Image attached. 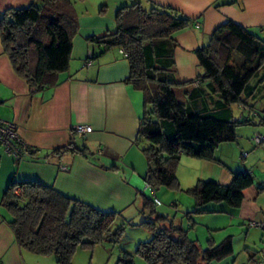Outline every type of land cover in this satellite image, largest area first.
<instances>
[{
    "label": "trees",
    "instance_id": "16d2710c",
    "mask_svg": "<svg viewBox=\"0 0 264 264\" xmlns=\"http://www.w3.org/2000/svg\"><path fill=\"white\" fill-rule=\"evenodd\" d=\"M39 1L40 5L8 9L0 18L3 54L34 93L57 87L59 77L69 71L78 31L77 21L64 12L69 0ZM115 25L114 32L87 39L95 47L84 62L87 67L112 48L126 54L123 58L129 76L125 82L141 93L143 102L135 143L144 140L147 144L141 149L147 162L144 182L153 190L178 187L176 169L182 155L222 166L214 158L218 146L235 143L238 126L257 124L250 117L233 118L232 106L254 112L256 102L264 99V40L226 22L207 45L195 51L196 78L181 82L173 57L177 47L174 37L192 27V20L171 8L151 5L145 10L133 3L117 10ZM259 123L263 124L262 118ZM70 133L69 144L51 155L87 158L90 152L84 141L77 145L75 131ZM27 149L32 159L36 151ZM253 185L248 172L233 174L228 186L198 181L188 190L194 198L193 213L203 214V206L210 203L236 210L244 191ZM259 191L263 192L264 186ZM1 206L9 215L7 224L19 249L36 256H54L55 264H71L77 249L117 242L122 231L111 230L115 212L101 211L35 181H11ZM142 206L150 210L154 202L144 197ZM150 214L152 222L143 224L153 232L152 238L136 249V255L148 264H211L233 253L230 237L218 245L209 241L208 247L201 249L182 229L166 226L163 215H154V210ZM155 222L161 227L157 229ZM247 254L249 264L261 261L256 252L248 249ZM116 264L135 263L131 255L123 254Z\"/></svg>",
    "mask_w": 264,
    "mask_h": 264
},
{
    "label": "crops",
    "instance_id": "0c3cea01",
    "mask_svg": "<svg viewBox=\"0 0 264 264\" xmlns=\"http://www.w3.org/2000/svg\"><path fill=\"white\" fill-rule=\"evenodd\" d=\"M32 4L40 5V1L0 0V18L8 9H23ZM151 5L174 9L193 21L192 27L174 37L177 47L173 57L176 76L181 82L196 78L199 70L195 51L207 45L210 36L226 22L231 21L264 40V0H147L149 9ZM115 29L114 23L102 22L74 40L69 71L59 77L57 87L38 93L31 92L14 73L0 44V119L15 124L20 140L36 151L32 159L15 160L0 149V264H46L48 260L20 250L15 242L7 224L9 215L1 206L2 195L11 181L39 182L99 210L115 212L114 204L108 207L106 193L111 185L118 183L119 173L111 172L108 166L118 165L135 143L143 110L142 95L125 82L129 67L118 50L100 54L89 67L84 62L93 49L87 39ZM241 111L245 113L247 109L241 108ZM252 115L257 114L249 110L246 117ZM76 127L92 129L80 141L84 140L89 152L93 151L90 143H95L97 149L103 147L98 155L101 160L69 154L51 155V151L69 144L70 132ZM245 155L242 154L243 159ZM222 165L224 168L215 172V181H209L228 186L233 174L248 172L252 175L248 163L242 165V171ZM131 166L133 176L136 171L140 172L133 164ZM60 167H65V171ZM262 185L254 184L244 191L241 206L228 213L233 219L231 223L254 230L257 228L254 224L262 225L259 230L264 232V199L259 191ZM261 237L264 239V234ZM246 249L251 250V247L246 245Z\"/></svg>",
    "mask_w": 264,
    "mask_h": 264
},
{
    "label": "rangeland",
    "instance_id": "374dc122",
    "mask_svg": "<svg viewBox=\"0 0 264 264\" xmlns=\"http://www.w3.org/2000/svg\"><path fill=\"white\" fill-rule=\"evenodd\" d=\"M133 3H139L143 9L149 10L147 0H69L68 5L64 7V12L78 23V31L73 42L87 33L93 25L98 24L100 26L102 22L115 24L117 10ZM94 47L95 45H93V49ZM95 51L98 50L95 49ZM110 51L116 52L117 49L112 48ZM258 101L254 108L257 115L251 117L252 121L257 124L255 126H238L236 128V142L220 144L214 152V158L217 161L221 158L222 164L233 171L236 168H241L242 171V165L248 163L251 168L253 183L257 186L264 184V140L260 144L253 141L255 134L264 138V99ZM248 104L252 105L253 102L249 100ZM248 112L247 109L245 113H242L240 107L232 106V115L235 119H239L240 116L246 117ZM261 118L263 124L259 123ZM80 139L76 138L75 140L79 146H81ZM90 146L93 151L88 157L95 158L94 161L101 160L98 155L100 151H103V147L97 149L95 143L92 145L90 143ZM145 146L147 144L144 140L134 143L132 149L124 154L125 158L120 160L118 165L109 164L108 166L111 172L117 170L119 173L118 183L111 185L108 189L109 193H106L108 195L106 196L108 207H112L113 204L116 206L117 217L111 226V230L122 228L117 242L106 241L92 249H77L71 264H116L123 254L131 255L135 264H148L136 255V249L139 243L147 242L152 238L153 232L143 223L152 222L153 214H150V211L153 210L154 215H163L166 218L164 222L166 226L171 224L175 228L182 229L188 240L195 242L201 249H206L209 241L218 245L230 237L233 253L211 264H244V262L249 264V259L246 263L248 258L246 245L251 247V251H257L256 256H259V260H264V239L261 237L264 232L259 228L254 230L255 228L247 227V225L240 226L236 222L231 223L233 219L228 215L231 209L225 204L210 203L203 206V214L196 215L193 213L194 198L188 190L193 188L198 181H215V172L224 168L222 164L219 166L182 155L176 169L178 187L160 186L153 190L143 180L147 172V162L141 153V149ZM242 154H246V159L242 158ZM23 159H29V157ZM131 164L140 171L139 173L136 171L134 176L132 175L133 167ZM261 195V198L264 199V191ZM144 197L152 199L154 202L152 209L143 208ZM155 223L158 225H156L157 229L161 227L160 223ZM46 258L48 259L46 264H50V262L55 264L54 256H47Z\"/></svg>",
    "mask_w": 264,
    "mask_h": 264
},
{
    "label": "built area",
    "instance_id": "2783aa9c",
    "mask_svg": "<svg viewBox=\"0 0 264 264\" xmlns=\"http://www.w3.org/2000/svg\"><path fill=\"white\" fill-rule=\"evenodd\" d=\"M119 54L122 57H126V54L123 51H119ZM90 64L88 63L87 67H89ZM76 135L78 138H82L84 135L91 133L92 129L90 127H76L74 129ZM264 140L261 136H254L253 141L256 144L262 143ZM0 149L2 152L12 157L13 159L21 160L24 157H30L29 151L27 149V146L20 140L18 133H17V127L15 124L6 122L0 119ZM100 153V152H99ZM61 170L65 171V167H60ZM157 204H159L157 202ZM257 228H262V225L254 224ZM257 264H264V260H261Z\"/></svg>",
    "mask_w": 264,
    "mask_h": 264
}]
</instances>
